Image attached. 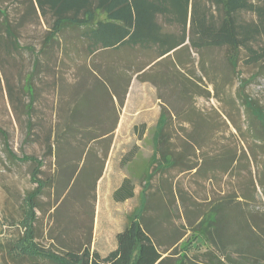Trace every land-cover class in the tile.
<instances>
[{
  "label": "rangeland",
  "instance_id": "rangeland-1",
  "mask_svg": "<svg viewBox=\"0 0 264 264\" xmlns=\"http://www.w3.org/2000/svg\"><path fill=\"white\" fill-rule=\"evenodd\" d=\"M0 8L8 14L12 25H16L24 12L21 0H0ZM240 16L253 18L250 12L244 11ZM49 23L48 17L38 15L19 24L20 48L14 52L4 50L5 35L0 31V130L3 134L0 133V264H52L40 257L30 258L25 252L37 246L62 253L77 249L88 238L90 247L105 255L114 246V234L141 207L147 180L142 227L164 255L176 248L187 255L204 251L203 241L190 232V226L199 221L212 202L222 197H234L244 205L264 209L263 190L259 185L264 141L258 139V123L243 103L247 97L264 109V73L258 65L247 64L243 52L238 64L232 67L224 49L213 48L198 54L186 48L178 53L177 59L172 56L171 63L169 60L154 64L153 54L144 51L129 54L130 62L136 65L128 70L118 67L130 74V79L126 86L124 76V88L120 87L119 93L124 94L126 88V95L116 129L102 143L87 140L83 134L68 140L73 145L80 141L81 148L88 145L93 148L95 165L104 159L102 175L94 184L91 176L79 178L70 188L68 202L63 206L59 203L53 207V189L47 188L38 199L33 216L25 217L23 198L35 184L29 179L30 163L20 157L23 154L41 157L48 139L56 146L54 139L62 133L72 106L68 105V95L59 91V85L63 83L71 88L78 81L77 64L82 62L77 59L76 64L68 63L65 59L64 63L54 65L38 53ZM66 37V42L74 40L69 35ZM35 55L40 60V72L33 79L36 84V100L30 112V140H33L26 142L23 108L29 98L21 88L23 77L33 69ZM122 55L124 52L114 54L118 56L116 62L124 65ZM136 66L145 67L132 74ZM94 104L93 100L85 101L81 109L84 116L101 114L100 108H93ZM163 111L169 120L166 132L170 139L168 148L172 149V160H175L173 166L163 160L157 163L158 158L157 162L154 160L152 134ZM102 123L103 129L110 125L107 120ZM96 128L95 124H87L84 133H94ZM5 140L17 158L7 153ZM59 143L60 159L61 154L65 158L66 145L64 141ZM60 159L57 153L46 157L43 177L54 173ZM124 178L133 183L134 193L130 198L116 201L113 192ZM24 218L30 226L20 224Z\"/></svg>",
  "mask_w": 264,
  "mask_h": 264
},
{
  "label": "trees",
  "instance_id": "trees-1",
  "mask_svg": "<svg viewBox=\"0 0 264 264\" xmlns=\"http://www.w3.org/2000/svg\"><path fill=\"white\" fill-rule=\"evenodd\" d=\"M21 1L24 12L16 25L10 23L8 14L0 8V31L5 35V51L9 49L14 52L20 48L17 39L19 24L27 18L40 15L50 19V27L43 36L38 53L49 58L54 65L64 63L65 59L74 64L77 59L82 60L77 64L78 81L71 88L63 83L59 85V91L68 95V105L72 106L64 120L62 133L54 139L56 146L48 139L41 157L36 154H23L20 157V160L30 163L29 179L35 184L32 190L26 192L22 202V210L27 218L31 214L33 216L38 207V199L47 188L53 189V207L59 203L63 206L68 202L70 188L79 178L89 179L91 176L94 184L102 175L104 159L95 165L93 148H89V145L81 148L80 141L73 145L68 140L76 138V134H83L87 140L102 143L116 129L119 110L126 95V88L124 94L119 93L120 87L124 84V76L127 79L126 86L130 79V74L118 70V67L128 70L136 65L130 62L129 54L134 55L138 51L151 53V62L157 64L169 60L171 63L174 60L172 56L177 59L178 53L186 48L198 54L219 48L226 52L230 66L238 64V57L243 52L244 61L249 65H258L260 72L264 73V0ZM243 11L250 12L253 18H242L240 14ZM66 35L74 40L66 42ZM120 52L125 54L120 57L124 65L116 62L118 56H114ZM39 66V57L35 55L33 69L23 77L21 88L29 98L23 108L26 113V142L33 140H30V112L36 100V84L33 79L40 72ZM44 67L50 69L49 65ZM144 67L136 66L131 72H140ZM87 100H93V108H100L101 114L84 116L86 114L81 109H84ZM243 103L250 117L258 123V139L264 141V109L247 97ZM104 120L110 122L106 129L102 128ZM90 123L97 128L94 133L88 131L86 135L85 127ZM168 124L166 112H160L152 134L154 160L157 162L158 158L157 163L163 160L168 166H173L175 160H172V149L168 148L170 139L166 132ZM136 127L134 125L133 128ZM59 141H64L68 151L65 158L61 154V159ZM5 147L8 154L17 158L7 148L6 140ZM56 153L60 159L56 170L43 177L42 167L46 157L56 156ZM261 174L259 185L264 195V161ZM148 184L147 180L142 190L141 207L115 233V247L104 256L90 247V238L75 250L67 249L57 253L34 246L33 250H26V255L30 258L40 257L52 264H264V209L244 205V202L234 197H222L212 202L199 221L190 226V232L203 241L206 247L204 251L187 255L176 248L169 255H164V251H160L152 236L142 227L144 191ZM132 190L133 183L129 178H124L113 192L115 200L132 197ZM25 220L20 224L30 226Z\"/></svg>",
  "mask_w": 264,
  "mask_h": 264
},
{
  "label": "crops",
  "instance_id": "crops-1",
  "mask_svg": "<svg viewBox=\"0 0 264 264\" xmlns=\"http://www.w3.org/2000/svg\"><path fill=\"white\" fill-rule=\"evenodd\" d=\"M120 230V229H119ZM118 232V231H117ZM115 235V234H114ZM115 247V242H114V246H113V248ZM112 248V249H113ZM111 250V249H110ZM101 255H103L101 252H99ZM108 253V252H107ZM106 254V253H105ZM104 256V255H103Z\"/></svg>",
  "mask_w": 264,
  "mask_h": 264
}]
</instances>
